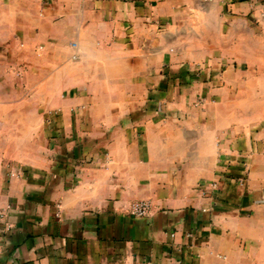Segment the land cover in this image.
<instances>
[{"label": "crops", "instance_id": "obj_1", "mask_svg": "<svg viewBox=\"0 0 264 264\" xmlns=\"http://www.w3.org/2000/svg\"><path fill=\"white\" fill-rule=\"evenodd\" d=\"M6 207L0 264H264V0H0Z\"/></svg>", "mask_w": 264, "mask_h": 264}, {"label": "built area", "instance_id": "obj_2", "mask_svg": "<svg viewBox=\"0 0 264 264\" xmlns=\"http://www.w3.org/2000/svg\"><path fill=\"white\" fill-rule=\"evenodd\" d=\"M210 186L216 188L217 184L214 182ZM151 208L152 204L149 200H136L129 205L128 211L137 217H147L150 215ZM7 209L8 207L0 209V226L4 224L6 228H8V225L4 223V215Z\"/></svg>", "mask_w": 264, "mask_h": 264}]
</instances>
